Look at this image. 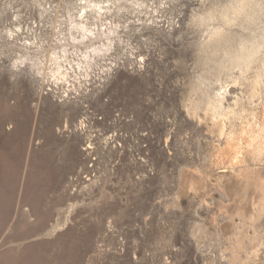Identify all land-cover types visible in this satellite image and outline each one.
Here are the masks:
<instances>
[{
	"label": "rangeland",
	"instance_id": "1",
	"mask_svg": "<svg viewBox=\"0 0 264 264\" xmlns=\"http://www.w3.org/2000/svg\"><path fill=\"white\" fill-rule=\"evenodd\" d=\"M26 1L23 25L36 31L40 15ZM147 1L117 19L124 48L98 57L68 92L27 66L12 71L16 51L0 41L10 148L8 160L0 150V264H264V217L259 233L245 225L214 184L178 193L182 171L202 166L213 140L185 107L205 67L190 26L201 0Z\"/></svg>",
	"mask_w": 264,
	"mask_h": 264
},
{
	"label": "bare ground",
	"instance_id": "2",
	"mask_svg": "<svg viewBox=\"0 0 264 264\" xmlns=\"http://www.w3.org/2000/svg\"><path fill=\"white\" fill-rule=\"evenodd\" d=\"M33 1L40 15L36 31L33 24L28 29L23 25L26 0L0 2V41L16 51L12 71L27 66L62 89L91 76L98 57L108 58L124 48L117 20L123 12L150 7L147 0ZM190 20L198 34L196 58L205 67L203 76L191 82L185 107L213 140L206 162L182 171L178 193L221 187L230 196L228 211L259 233L264 217V0H201ZM33 106L37 116L38 103ZM64 127L70 129L68 121ZM27 130L28 120L20 127L23 133ZM5 144L0 126V150L5 151L1 161L10 153ZM209 227L200 231L206 234ZM253 248L252 255L259 250ZM248 258H236V264H248Z\"/></svg>",
	"mask_w": 264,
	"mask_h": 264
}]
</instances>
